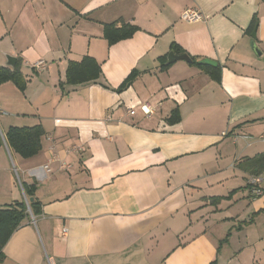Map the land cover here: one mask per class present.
Listing matches in <instances>:
<instances>
[{"label": "crops", "instance_id": "obj_1", "mask_svg": "<svg viewBox=\"0 0 264 264\" xmlns=\"http://www.w3.org/2000/svg\"><path fill=\"white\" fill-rule=\"evenodd\" d=\"M187 9L200 18L181 19ZM105 23L138 29L108 44ZM172 42L214 60L219 79L192 61L161 69ZM84 56L99 77L66 83L68 63ZM17 61L24 88L0 83V207L23 199L20 181L39 213L11 233L0 264H264V193L246 186L264 152V0H0V66ZM34 125L41 148L23 157L5 132ZM230 169L247 199L232 202Z\"/></svg>", "mask_w": 264, "mask_h": 264}, {"label": "trees", "instance_id": "obj_2", "mask_svg": "<svg viewBox=\"0 0 264 264\" xmlns=\"http://www.w3.org/2000/svg\"><path fill=\"white\" fill-rule=\"evenodd\" d=\"M257 23L256 16H253L250 24L246 31L252 32ZM138 29L136 25L123 23L120 26H116L114 23L104 24V37L107 39L108 44H113L118 40L129 38ZM170 51L175 54L185 53L176 43L172 42L170 44ZM187 54V53H186ZM189 55V54H188ZM192 59V64L197 66L200 70L208 72L212 79H219V69L220 67L206 65L199 63V58L189 55ZM160 61V68L165 69L169 66L166 64V55L158 57ZM101 73L100 65L91 57L84 56L80 61H70L67 65L65 72V81L68 84H77L86 81L96 80ZM137 71H131L124 80L113 89L120 92L131 85L133 80L137 75ZM5 81L15 82L20 89L25 86V80L18 69V61L16 62L14 68L10 69L5 66H0V83ZM180 119L179 111L175 107L170 112L166 121L169 124L178 122ZM43 131L40 125L34 126H10L5 132V141L7 145L16 153L23 157H28L41 148L40 137ZM2 137L0 134V145L2 144ZM251 168L250 174L260 173L264 171V152L260 155H256L248 163ZM22 187L26 197L29 200V207L31 213L35 216L39 213L38 202L32 198L33 186H25L22 183ZM218 199V197L216 198ZM28 216V211L24 200L15 201L7 206L0 207V260L3 258V246L11 233L19 226L21 221Z\"/></svg>", "mask_w": 264, "mask_h": 264}, {"label": "built area", "instance_id": "obj_3", "mask_svg": "<svg viewBox=\"0 0 264 264\" xmlns=\"http://www.w3.org/2000/svg\"><path fill=\"white\" fill-rule=\"evenodd\" d=\"M180 17H181V19H183L185 21L192 22V21H195V20L200 18V13L197 10L187 9V10H183L181 12ZM33 67L36 68L37 70H39V69H44L45 65L42 61H38V62L33 64ZM139 109L146 116H148L149 114H151L153 112V110L150 108V106L148 104L140 105ZM134 112H135L134 109L129 110V113L132 115L134 114ZM221 135L222 136H228L229 135L231 137V139L233 140V142L243 140L246 145H249L248 139L250 138V136L248 134L238 133V132L233 133V132H229L228 130H223L221 132ZM256 139L258 141L264 142V132L259 134ZM76 149H81V148L76 147ZM18 184L21 188V191L23 194V200L25 202L27 211L32 218L33 216H32L31 211H30L29 200L24 193L22 183L20 181H18ZM246 186H247L248 192L251 196H259V195L263 194L264 193V171H262L260 173L249 174L246 178ZM66 233H67V229L63 228L62 234L65 235Z\"/></svg>", "mask_w": 264, "mask_h": 264}, {"label": "water", "instance_id": "obj_4", "mask_svg": "<svg viewBox=\"0 0 264 264\" xmlns=\"http://www.w3.org/2000/svg\"><path fill=\"white\" fill-rule=\"evenodd\" d=\"M251 37H252V41L250 42V47L252 48V50L255 52V54L259 55L260 52L255 44V29L252 31L251 33ZM177 60H182V61H185V62H191L192 59L189 57L188 54L186 53H182V54H175L174 52L170 51L168 54H167V58H166V64H170V63H173ZM199 63H202V64H206V65H212V66H215L217 63L214 61V60H211V59H208V58H204V59H201L199 60ZM11 65V67H13L14 63H9Z\"/></svg>", "mask_w": 264, "mask_h": 264}, {"label": "rangeland", "instance_id": "obj_5", "mask_svg": "<svg viewBox=\"0 0 264 264\" xmlns=\"http://www.w3.org/2000/svg\"><path fill=\"white\" fill-rule=\"evenodd\" d=\"M240 148V147H239ZM264 148V144H260L259 146H255V149H263ZM244 151L245 153H248L249 154V150L248 149H245L244 148ZM226 159V157L224 158V160ZM232 159V158H231ZM223 160V161H224ZM231 161V160H230ZM236 170V169H235ZM233 169H230V172H228V175L233 177L232 174H235V186L237 187V193L235 194L236 196L233 198L232 202L235 201V202H239L240 200L242 199H247V198H244L246 191L242 188H240V186L243 184V173L241 171H235ZM15 173V172H14ZM243 196V197H242Z\"/></svg>", "mask_w": 264, "mask_h": 264}]
</instances>
